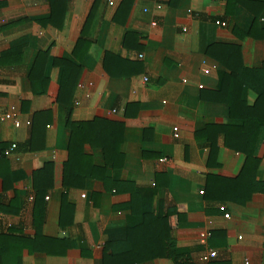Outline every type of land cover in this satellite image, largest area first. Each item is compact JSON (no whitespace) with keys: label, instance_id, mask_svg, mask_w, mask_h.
I'll use <instances>...</instances> for the list:
<instances>
[{"label":"crops","instance_id":"1","mask_svg":"<svg viewBox=\"0 0 264 264\" xmlns=\"http://www.w3.org/2000/svg\"><path fill=\"white\" fill-rule=\"evenodd\" d=\"M223 62L264 65V0H169L162 10L155 0H0V110L20 121L0 122V149L16 145L0 157V264H103L105 244L133 223L129 185L153 215L168 213L174 249L192 264H264V127L236 183L246 158L223 143ZM67 68L73 80L61 84ZM255 96L249 88L248 105ZM68 122L90 125L73 134L64 175ZM43 169L52 187L33 241L27 198ZM209 251L217 256L203 259Z\"/></svg>","mask_w":264,"mask_h":264},{"label":"trees","instance_id":"2","mask_svg":"<svg viewBox=\"0 0 264 264\" xmlns=\"http://www.w3.org/2000/svg\"><path fill=\"white\" fill-rule=\"evenodd\" d=\"M254 29L255 26L249 33L253 32ZM217 49L231 50L233 48L227 45H219ZM235 53L236 52H232V54ZM44 55L46 54L44 53ZM211 56L216 60L221 59L213 54ZM38 60L39 56L36 58V62ZM235 63L238 64V62ZM225 64L228 66L229 73L220 75L216 96L217 99L219 101L222 100L229 109L230 123L225 126V131L222 134L224 146L236 152H241L246 158V163L235 180L236 183H242L245 182L246 178L249 176V162H254L251 157V149L255 147L258 131L261 127H264V65L259 69L240 67L238 70V68H236L237 66ZM72 71V68L64 70L61 84H63L64 79L69 78L73 80L72 75L66 74L67 72L73 73ZM76 79L77 78L74 77L75 81ZM72 84L66 87L67 91L71 90ZM249 88L256 92V96L252 104L248 105L247 91ZM90 124H96V121ZM90 124L68 122V127L72 134L68 149L69 161L64 166V175H66L67 165L71 168L73 163V153L75 151L74 141L76 139V135L73 136V134ZM211 148L213 149L212 146ZM31 149H33L32 145L27 143L23 146L22 150L28 152ZM81 158L84 157L81 156ZM48 171V169H43L33 177V225L37 233L33 241L41 238L38 233L40 232L41 215L44 207L43 198L47 190L52 187V181H49L48 178ZM104 180L108 181L106 177H104ZM252 184L254 185V182H252ZM120 185L129 184H111L112 187L116 188ZM129 186L131 187L128 191L130 199L125 204V207L130 210L133 223L126 228L125 238L123 240L108 241L105 244L103 248V264H140L142 261L158 257L171 259L175 264H192L187 255L179 254L174 249L170 235L171 231L167 224L168 213L165 215H153L148 208V202L146 201V204L144 199L140 198L136 188L131 185ZM68 187L69 184L64 183L63 188ZM246 198H248V196ZM227 202L242 204L245 203V200L240 202H238V200H228ZM63 205L66 206L62 207V210L70 213L72 205L68 204L65 198H63ZM49 240L52 241L55 239ZM23 241H26V239H23Z\"/></svg>","mask_w":264,"mask_h":264},{"label":"built area","instance_id":"3","mask_svg":"<svg viewBox=\"0 0 264 264\" xmlns=\"http://www.w3.org/2000/svg\"><path fill=\"white\" fill-rule=\"evenodd\" d=\"M168 0H155V8L156 10H162V8L165 6V4L167 3ZM110 5H112V3H110ZM215 24L219 27H225L226 26V23L224 21H216ZM152 26H156L157 23L155 21L152 22L151 24ZM139 58H142V55L139 56ZM144 82H147V78H143ZM199 88H202V86H199ZM6 121H11L14 125L15 128H18L20 127V121L17 117L16 114H12V113H8V112H4V111H1L0 110V122H6ZM27 125H29L30 123L27 121L26 122ZM173 132H174V137L175 138H178V135H177V128L174 127L173 128ZM16 148V145L15 144H11L9 147L7 148H3V149H0V157H3V158H6V157H9L12 152L15 150ZM167 161V159H161L159 162L161 163H165ZM33 198L34 196L33 195H30L28 198H27V201L29 203H33ZM48 199V198H46ZM220 210H224V208H220ZM210 236V234L208 232H202L199 234V238H200V241L202 243H205L206 239ZM217 256L216 252L215 251H209L207 256L203 257V259H207V258H215Z\"/></svg>","mask_w":264,"mask_h":264}]
</instances>
